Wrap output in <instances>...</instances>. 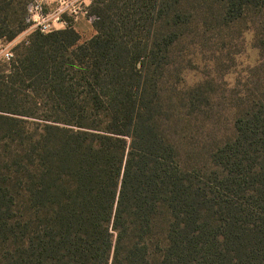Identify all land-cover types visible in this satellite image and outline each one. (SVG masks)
Listing matches in <instances>:
<instances>
[{
	"label": "trees",
	"instance_id": "1",
	"mask_svg": "<svg viewBox=\"0 0 264 264\" xmlns=\"http://www.w3.org/2000/svg\"><path fill=\"white\" fill-rule=\"evenodd\" d=\"M190 7L226 26L264 0H94L91 39L35 32L0 68V264H264V95L202 167L164 130Z\"/></svg>",
	"mask_w": 264,
	"mask_h": 264
},
{
	"label": "rangeland",
	"instance_id": "2",
	"mask_svg": "<svg viewBox=\"0 0 264 264\" xmlns=\"http://www.w3.org/2000/svg\"><path fill=\"white\" fill-rule=\"evenodd\" d=\"M37 1L44 13L56 5V0ZM31 2L15 0L11 5L10 19L24 27L14 40L0 41V46L13 54L11 61L15 48L39 32L26 22ZM190 9L193 21L187 33L170 48L162 103L171 110L164 130L178 147L181 164L199 168L214 150L234 138L236 119L264 95V11H248L240 21L223 26L212 20L203 23V13ZM80 22L84 23L81 28ZM95 23L81 19L72 29L84 42L96 34ZM11 61L0 55V68Z\"/></svg>",
	"mask_w": 264,
	"mask_h": 264
},
{
	"label": "built area",
	"instance_id": "3",
	"mask_svg": "<svg viewBox=\"0 0 264 264\" xmlns=\"http://www.w3.org/2000/svg\"><path fill=\"white\" fill-rule=\"evenodd\" d=\"M91 3L92 0H56L54 9L44 13L42 3L33 0L27 7L26 22L42 34L72 28L81 19L93 25L98 18L90 13ZM0 55L6 61H11L13 57L9 50L1 46Z\"/></svg>",
	"mask_w": 264,
	"mask_h": 264
},
{
	"label": "crops",
	"instance_id": "4",
	"mask_svg": "<svg viewBox=\"0 0 264 264\" xmlns=\"http://www.w3.org/2000/svg\"><path fill=\"white\" fill-rule=\"evenodd\" d=\"M83 25H84L83 22H80V23L78 24L79 28H81V26H83Z\"/></svg>",
	"mask_w": 264,
	"mask_h": 264
}]
</instances>
